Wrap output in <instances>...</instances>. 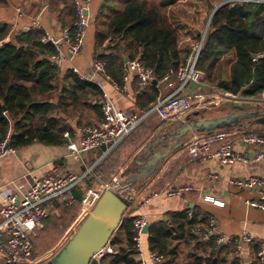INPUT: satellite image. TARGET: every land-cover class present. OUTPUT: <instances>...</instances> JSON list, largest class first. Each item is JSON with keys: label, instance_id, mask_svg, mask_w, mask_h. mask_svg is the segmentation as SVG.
Returning <instances> with one entry per match:
<instances>
[{"label": "trees", "instance_id": "trees-1", "mask_svg": "<svg viewBox=\"0 0 264 264\" xmlns=\"http://www.w3.org/2000/svg\"><path fill=\"white\" fill-rule=\"evenodd\" d=\"M181 1L127 3L109 18L103 29L95 32L93 60L104 63L105 75L118 86L122 85L125 59L138 60L153 71L157 84L139 92L136 100L139 115L156 104L160 96L158 87L165 86L159 81L169 72H177L190 53L189 45L178 46V32L168 16L169 9ZM76 20L71 0L67 20H62L70 41L75 36ZM9 31L6 24L0 23V143L6 141L14 151L35 144L62 146L66 144L64 134L71 132L69 122L74 121L81 128L98 125L102 119L101 88L81 80L72 70L59 78L54 60L56 47L42 41V30L30 28L5 42ZM192 36L198 42L202 34L193 30ZM227 59L231 62L228 71L221 64ZM197 69L207 83L222 93L241 99L260 96L264 92V3L242 6L235 3L217 9L210 17ZM108 169L106 163L97 166L92 178ZM74 194L79 200L80 192ZM58 207H76L78 214L81 212L78 203ZM135 217V213L124 216L120 228L109 239L114 254L103 257L99 264H138L132 240ZM206 219V214L193 213L190 217L186 212L172 214L166 222L149 225L142 242L145 241L148 251L165 258L162 264H239V254L228 256L234 251L233 241L216 246L213 236L199 240L193 235V229L203 226ZM34 233H31L33 251ZM251 250L256 255L258 246L251 245ZM252 264L259 263L256 260Z\"/></svg>", "mask_w": 264, "mask_h": 264}, {"label": "crops", "instance_id": "crops-1", "mask_svg": "<svg viewBox=\"0 0 264 264\" xmlns=\"http://www.w3.org/2000/svg\"><path fill=\"white\" fill-rule=\"evenodd\" d=\"M134 1L137 0H89L87 11L89 25L86 29L83 48L76 56L70 58L67 54L66 44L61 42L59 45L62 53L57 64L59 78H62L66 71L73 68L86 76L90 75L91 64L94 61L96 30L103 29L111 16L116 14L125 4ZM70 2L71 0H0V23L6 24L10 30L5 42L10 41L17 33L30 28L37 29L34 23L38 24L42 31L50 37L61 40L63 30L67 29V26H63L62 20H67ZM214 2L212 0H183L169 9L170 22L178 33L182 32V41L178 42L180 48L182 45H189V42L193 40V30L200 31V26H203L205 30L214 10L216 12L217 9L229 4L244 5L238 0ZM188 10L192 11L191 17L186 15ZM207 13L209 16L205 18ZM204 18L206 19L205 22ZM221 64L222 69L226 71L231 67V62L228 59ZM94 80L117 109L139 115L140 111L136 105V100L139 92L144 89L138 87L133 76H130L126 82H122L118 89L102 75H96ZM177 88L178 84H175L173 88L160 85L158 87L160 96L157 100L171 96ZM216 89L203 79L202 84L188 85L183 91L186 94L200 93L204 100L207 98L212 100L217 96L219 98L221 96L226 97L225 93ZM206 90L208 93L205 92ZM213 93H215L213 96L205 95ZM226 98L232 99V97ZM154 117L157 118L156 115L151 114L144 118L137 128L113 149L116 151L113 154L111 151L110 155L106 156H103L105 149L99 148L76 157L69 153L68 142L55 147L35 144L14 151L13 154L0 159V205L7 195L22 194L33 179L46 177L52 173L53 169H56L58 173L72 172L81 175L90 170L88 178L83 181L78 189L80 194L89 184L95 186L101 182H109L114 177L121 178L125 168L131 166V160L143 148L141 138L146 136L150 130V121H153L152 118ZM141 124L144 126L139 128ZM69 126L71 128V132H68L70 143L78 147L79 129L81 127H77L74 121L69 122ZM166 127L168 125L163 124L155 129L154 133L158 136L164 133ZM229 141L232 143L234 153L247 158L249 163H235L225 166L215 160H190L182 147L171 151L159 164L158 172L147 178L138 187L147 185L152 191L179 188H186V190L178 196L160 195L153 198L150 204L143 209V214L148 226L166 222L172 214L176 213H197L204 214V216L206 214V217L214 219L218 231L228 238H237L243 232L250 234L253 238V243L244 244L240 249L238 253L240 256L239 264H252L256 260L259 264H264V260L260 261L257 258L258 252L256 255L251 252V245H257L259 251L260 244L264 243V210L245 205V201L256 198L255 193L231 185L233 180H244L251 176L264 177V163L253 162L258 148L243 145L238 136H232ZM105 163L109 165L107 172L92 178V171ZM170 164H172L171 168H167ZM206 198H210L211 201H207ZM215 201L219 205H216ZM55 207L58 206L55 205ZM142 244V251L146 254L149 251L145 241ZM228 256L229 258L232 257V252Z\"/></svg>", "mask_w": 264, "mask_h": 264}, {"label": "built area", "instance_id": "built-area-1", "mask_svg": "<svg viewBox=\"0 0 264 264\" xmlns=\"http://www.w3.org/2000/svg\"><path fill=\"white\" fill-rule=\"evenodd\" d=\"M238 2L244 5L262 4L264 0H238ZM73 4L77 18L73 41L69 39L68 29L63 30L61 40L52 38L45 32L42 39L43 42H50L56 47L57 56L54 57V60L57 64L62 56L59 48L61 42L66 44L67 54L70 58L76 56L83 48L86 29L89 25L87 17L89 0H73ZM34 25L35 28L42 30L38 24L34 23ZM204 36L203 33L198 42L190 45V53L186 57L184 65L177 72H169L159 81L160 84H164L168 88H173L175 84H178L177 90L171 96L157 100L149 111L137 115L117 109L108 96L103 93L100 103L101 122L98 125L79 129L78 147L70 143L68 133L64 134V138L68 142L67 149L69 153L79 157L81 154L104 148L103 156H106L129 136L147 116L154 114L161 122L177 123L183 121L193 109L202 108L204 98L200 93L186 94L183 90L188 85H200L203 82V74L197 69V62ZM104 67L103 62L93 61L89 76L80 73L75 68L72 71L81 80L95 84L97 83L94 77L102 75L118 89V85L105 75ZM130 76L136 79L140 89L150 85L154 80L153 71L143 66L138 60L127 61L124 64L122 82H126ZM228 95L225 94L226 97L235 98ZM261 95L263 96L261 101L264 102V92ZM232 136H238L239 141L245 146L258 148L253 162L264 163V129L254 132L242 129H220L197 133L185 140L180 146L190 160H215L225 166L235 163H249L247 158L234 153L232 143L229 141ZM13 153L14 150L6 145V141L0 143V159ZM89 174L90 170L81 175L72 172L58 173L56 169H53L50 175L33 179L22 194L13 193L4 198L0 205V264H28L33 252L31 233L40 229L46 219L56 214L55 205L70 207L78 203L81 213H79L75 228L67 235L69 240L82 220L93 210L101 196L108 190H116L121 181V178L114 177L109 182H101L95 186L86 187L80 194V199L77 200L74 192L78 191ZM231 185L255 193L256 198L245 201V205L264 210V177L251 176L244 180H233ZM185 190L186 188L152 191L149 186L144 185L122 195L128 201L123 218L129 213L136 214L132 222V240L137 250L136 261L138 264H162L165 261V258L156 252L149 251L145 254L142 251L143 230L147 225L143 209L150 204L153 198L160 195L166 197L178 196ZM206 200L211 201L210 198H206ZM214 203L219 205L216 201ZM191 215L188 214L189 217ZM193 235L199 240H206L209 236H213L215 237L216 246L233 241L234 251L232 255L238 254L244 244L254 242L251 235L245 232L234 239L221 234L212 217H207L203 226H196L193 229ZM113 254L114 251L108 242L93 254L89 264H99L103 257ZM257 258L260 261L264 260V243L260 244Z\"/></svg>", "mask_w": 264, "mask_h": 264}, {"label": "water", "instance_id": "water-1", "mask_svg": "<svg viewBox=\"0 0 264 264\" xmlns=\"http://www.w3.org/2000/svg\"><path fill=\"white\" fill-rule=\"evenodd\" d=\"M207 28L208 26L204 34ZM124 62L126 63L127 59ZM151 84L156 85L157 81L153 80ZM193 116L197 117L198 114L194 113ZM243 121H246L248 126L254 125L264 129V113L237 110L211 119H193L187 116L184 122H179L170 131L158 135L139 152L134 164L124 170L119 187L116 190H108L101 196L74 234L47 264H89L93 254L103 248L112 234L120 228L128 206V201L122 196L125 192L135 189L153 175L166 156L179 148L181 141L189 134L230 128L243 129ZM147 230L148 225L144 227L143 233Z\"/></svg>", "mask_w": 264, "mask_h": 264}, {"label": "rangeland", "instance_id": "rangeland-1", "mask_svg": "<svg viewBox=\"0 0 264 264\" xmlns=\"http://www.w3.org/2000/svg\"><path fill=\"white\" fill-rule=\"evenodd\" d=\"M215 1L214 3H219L221 0H212ZM187 16H192V11L186 13ZM201 34L204 33V27L200 26ZM182 33V32H181ZM181 33H178V42H181ZM195 41L191 40L189 42V46L194 44ZM186 45H182V48ZM208 93V91H205ZM205 95H215L213 94H205ZM218 97V96H217ZM207 101L204 100L202 104V108L195 110L193 109L187 116H190L193 119H211L215 117L225 116L237 110L247 113L257 112V113H264V102L261 100L263 96L260 95L256 98L252 99H241L239 97L235 98H226V97H218ZM223 98V99H222ZM228 99V100H227ZM195 108V107H193ZM197 113L198 116L194 117L193 114ZM153 121L151 122L150 130L147 132L146 136L141 138L143 142V148H145L148 144L155 140L157 135L154 133L155 129L162 126L163 124L168 125L166 127V131H170L172 127L177 123H168V122H161L158 118H152ZM144 122V121H143ZM180 122H184L180 121ZM244 131L254 132L263 130L262 127L259 126H248L246 121L242 122ZM144 124L139 126L143 127ZM236 129V128H230ZM153 130V131H152ZM154 133V134H153ZM197 134V133H193ZM193 134H189L186 136L182 141L181 144L190 138ZM181 147V146H180ZM143 148L141 150H143ZM141 152V151H140ZM138 154L131 160V165L137 160ZM173 164V163H172ZM172 164L168 165L167 168H171ZM126 169V168H125ZM168 170V169H167ZM158 172V169L155 171L154 174ZM153 174V175H154ZM152 176V175H151ZM147 180V179H146ZM145 180V181H146ZM144 181V182H145ZM143 183H141L142 185ZM81 213V212H80ZM79 218L78 209L76 207L64 208V207H57L56 214L51 215L48 219H46L42 223V227L38 230H35L33 235V244H34V251L32 258L29 264H47L54 255L58 253V251L63 247V245L68 241L67 235L73 230L76 226V221Z\"/></svg>", "mask_w": 264, "mask_h": 264}]
</instances>
